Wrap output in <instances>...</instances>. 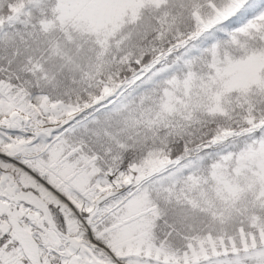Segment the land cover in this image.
<instances>
[{"label": "snow or ice", "instance_id": "obj_1", "mask_svg": "<svg viewBox=\"0 0 264 264\" xmlns=\"http://www.w3.org/2000/svg\"><path fill=\"white\" fill-rule=\"evenodd\" d=\"M0 264H264V0H0Z\"/></svg>", "mask_w": 264, "mask_h": 264}]
</instances>
